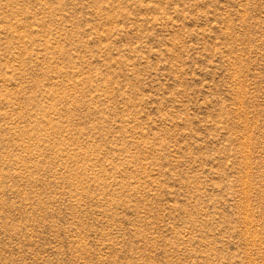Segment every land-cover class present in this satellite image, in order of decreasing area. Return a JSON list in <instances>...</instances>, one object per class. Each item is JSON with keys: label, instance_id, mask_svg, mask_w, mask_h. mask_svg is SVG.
<instances>
[{"label": "rangeland", "instance_id": "obj_1", "mask_svg": "<svg viewBox=\"0 0 264 264\" xmlns=\"http://www.w3.org/2000/svg\"><path fill=\"white\" fill-rule=\"evenodd\" d=\"M0 264H264V0H0Z\"/></svg>", "mask_w": 264, "mask_h": 264}]
</instances>
